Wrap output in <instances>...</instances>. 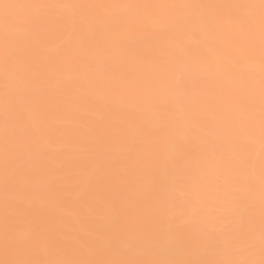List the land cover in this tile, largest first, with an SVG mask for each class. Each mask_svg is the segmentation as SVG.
Segmentation results:
<instances>
[{
	"label": "snow or ice",
	"instance_id": "snow-or-ice-1",
	"mask_svg": "<svg viewBox=\"0 0 264 264\" xmlns=\"http://www.w3.org/2000/svg\"><path fill=\"white\" fill-rule=\"evenodd\" d=\"M14 9L35 10L24 29L31 50L13 38ZM0 15L5 213V258L0 264H264V0H0ZM68 27L69 41L84 54L73 62L71 73L66 71V54L57 50L49 55L42 47L47 36ZM121 61L129 70L111 87L139 103V122L108 126L80 145L83 160L73 175L79 179L87 168L100 173L96 183L84 178V193L91 192L98 207L84 253L78 258H31L49 254L45 236L36 229L19 235L8 225L21 207L16 192L26 178L29 187L52 186L46 169L33 163L51 148L48 134L55 129L70 135L75 128L71 107L61 109L56 101L68 95L70 85L90 81L102 68ZM145 64L147 75L135 70ZM241 76L248 87L237 91L233 85ZM117 143L126 145L119 160L110 147ZM145 145L150 151L143 150ZM257 162L258 233L253 221ZM117 164H129L150 179L155 186L150 200L133 206L120 203L115 185L131 178ZM193 221L202 225L201 242L216 258H169L180 253L179 231ZM162 223L169 228L164 241L156 236ZM107 252L128 258H92ZM141 256L152 258H137Z\"/></svg>",
	"mask_w": 264,
	"mask_h": 264
},
{
	"label": "bare ground",
	"instance_id": "bare-ground-1",
	"mask_svg": "<svg viewBox=\"0 0 264 264\" xmlns=\"http://www.w3.org/2000/svg\"><path fill=\"white\" fill-rule=\"evenodd\" d=\"M14 4L37 3L40 0H9ZM47 2H57V0H47ZM67 3H153L160 0H60ZM194 2H222V3H243L248 0H194ZM35 10L14 9L11 12L13 38L20 42L26 50H31L32 40L25 35L24 29ZM68 15L69 13H64ZM4 18L0 15V30L3 29ZM71 27L64 31L53 32L45 38L42 47L47 54H54L57 50L68 56L66 71L71 73L73 62L84 55L75 49L69 41ZM129 70L126 62H114L110 67L102 68L94 77L82 80L79 85H70L68 95L58 99L56 103L61 109L68 105L75 114V128L70 129V135L63 134L53 129L48 134L51 148L47 155L33 163L46 169L52 179V186L34 188L28 186V179L17 190L16 196L21 200V207L13 214V219L8 225V229L19 235H28L33 229L39 230L46 238L49 254L43 253L34 255L31 258H78L85 250V244L89 239V233L95 228L97 205L92 202V193H84L86 187L84 178L97 182L100 173L92 168H87L80 173V178L73 175L76 167L83 160V153L80 145L91 139L99 130L108 126L128 127L139 122L136 109L140 106L138 102H133L131 97L118 95L111 87L112 81L122 73ZM136 71L147 75L148 65L138 66ZM255 82L257 88L256 106L258 109L259 96V68L258 55L257 67L255 69ZM2 80V74H0ZM233 87L241 91L248 87L245 76H241L234 83ZM108 98L112 102L103 104V99ZM98 125L101 128L98 129ZM111 152L119 160L125 151L126 145L123 143L112 144ZM144 151H150V146L145 145ZM2 162V155H0ZM120 169H127L124 173L131 179L126 183H116L115 190L120 194V203L128 206L144 203L151 199L155 192V186L147 176L139 175L129 164H117ZM257 180L254 185V213L253 221L257 230L259 229V164L256 165ZM80 192L81 198H77L75 193ZM3 180L0 179V259H4L5 244V213L3 207ZM87 204V207L85 205ZM202 225L190 222L184 225L179 231L181 251L173 254L169 258L179 260H210L216 257L203 246L201 242ZM169 233L166 224H160L156 229V236L164 241ZM172 235H177L172 229ZM99 259H124L128 258L118 253L107 252L98 257ZM137 258H152L141 256Z\"/></svg>",
	"mask_w": 264,
	"mask_h": 264
}]
</instances>
